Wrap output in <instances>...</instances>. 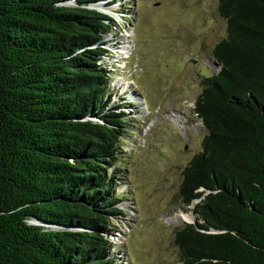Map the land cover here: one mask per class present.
Masks as SVG:
<instances>
[{
  "label": "trees",
  "instance_id": "1",
  "mask_svg": "<svg viewBox=\"0 0 264 264\" xmlns=\"http://www.w3.org/2000/svg\"><path fill=\"white\" fill-rule=\"evenodd\" d=\"M100 0H0V264H114L118 144L113 20ZM73 2L74 6H68ZM219 71L195 101L205 134L182 171L194 223L180 264H264V0H217Z\"/></svg>",
  "mask_w": 264,
  "mask_h": 264
},
{
  "label": "rangeland",
  "instance_id": "2",
  "mask_svg": "<svg viewBox=\"0 0 264 264\" xmlns=\"http://www.w3.org/2000/svg\"><path fill=\"white\" fill-rule=\"evenodd\" d=\"M68 6H74L69 2ZM115 27L101 35L111 103L126 130L118 144L120 216L112 219L114 264H180L176 229L191 223L180 198L182 171L201 151L194 113L201 80L220 70L212 57L225 38L217 0H100L89 6Z\"/></svg>",
  "mask_w": 264,
  "mask_h": 264
},
{
  "label": "bare ground",
  "instance_id": "3",
  "mask_svg": "<svg viewBox=\"0 0 264 264\" xmlns=\"http://www.w3.org/2000/svg\"><path fill=\"white\" fill-rule=\"evenodd\" d=\"M180 219H184V220H186V221H187V220H191V221H192V220H193V217H192V215H190V214H189V215H187V214H186V215L181 214V215H180Z\"/></svg>",
  "mask_w": 264,
  "mask_h": 264
},
{
  "label": "water",
  "instance_id": "4",
  "mask_svg": "<svg viewBox=\"0 0 264 264\" xmlns=\"http://www.w3.org/2000/svg\"><path fill=\"white\" fill-rule=\"evenodd\" d=\"M192 217H193V220H192V222H191V223H194V222H195V220H194V216L192 215Z\"/></svg>",
  "mask_w": 264,
  "mask_h": 264
}]
</instances>
